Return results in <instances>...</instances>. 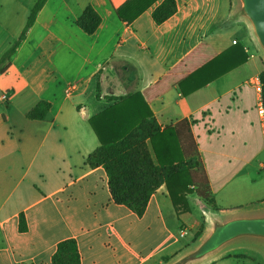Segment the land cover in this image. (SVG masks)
<instances>
[{
	"label": "crops",
	"instance_id": "1",
	"mask_svg": "<svg viewBox=\"0 0 264 264\" xmlns=\"http://www.w3.org/2000/svg\"><path fill=\"white\" fill-rule=\"evenodd\" d=\"M37 1L0 0V58ZM163 2L47 0L0 73V93L9 94L0 101V264H54L70 238L81 264H169L197 249L210 217H264V118L252 83L264 52L252 23L236 15L237 0H176L177 12L159 24ZM88 6L102 19L93 34L78 24ZM238 44L246 62L191 90L190 75ZM140 94L163 130L191 121L219 209L193 193L191 212L179 215L164 184L139 216L114 202L105 168L87 164L100 146L90 120ZM41 101L51 103L46 119H29ZM202 215L205 233L191 241ZM231 251L202 258L238 256Z\"/></svg>",
	"mask_w": 264,
	"mask_h": 264
},
{
	"label": "trees",
	"instance_id": "2",
	"mask_svg": "<svg viewBox=\"0 0 264 264\" xmlns=\"http://www.w3.org/2000/svg\"><path fill=\"white\" fill-rule=\"evenodd\" d=\"M46 1H37L21 36L0 58V73H4L10 66L13 54ZM117 12L124 19L121 11ZM176 12V0H164L153 16L156 22L161 24ZM101 21L94 8L88 6L78 24L88 34H93ZM247 59L248 54L244 46L236 45L217 60L190 75L187 80L197 82L191 90L206 85ZM260 79L261 99L264 104V71L260 74ZM181 88L188 93L184 82L181 83ZM139 98L137 101L134 96L117 98V103L90 120L100 140V146L87 157V164L92 168H105L114 202L126 205L142 216L153 194L166 184L179 215L191 212L188 196L193 193L215 209H219L212 194L191 121L182 120L163 130L141 94ZM50 108V102L41 101L28 112L27 117L45 120ZM202 225L196 232L195 239L202 235ZM21 230H27L23 214ZM53 263L81 264L78 242L73 238L61 241L53 255Z\"/></svg>",
	"mask_w": 264,
	"mask_h": 264
},
{
	"label": "water",
	"instance_id": "3",
	"mask_svg": "<svg viewBox=\"0 0 264 264\" xmlns=\"http://www.w3.org/2000/svg\"><path fill=\"white\" fill-rule=\"evenodd\" d=\"M243 12L252 22L256 36L264 48V0H242ZM243 235L264 237V217L237 218L219 224L212 234L191 253L187 260H195Z\"/></svg>",
	"mask_w": 264,
	"mask_h": 264
},
{
	"label": "rangeland",
	"instance_id": "4",
	"mask_svg": "<svg viewBox=\"0 0 264 264\" xmlns=\"http://www.w3.org/2000/svg\"><path fill=\"white\" fill-rule=\"evenodd\" d=\"M237 4H238V12L236 13L237 16H244V18H247L248 22H250V24L252 23L250 21V19L244 14L243 12V1L242 0H237ZM252 25V31L255 32L254 26ZM258 38V37H257ZM261 48L264 52V48L261 45ZM194 198L191 201V204L194 206ZM196 207V206H195ZM223 219L225 218V216H220ZM199 221L197 223V227H195V230L192 231V233L189 235V240L191 241H197L198 239H195L196 236V232L199 230V228H201V225L204 227L202 230V235L200 237L203 236V233H205V230L207 228V219L205 215L199 216ZM209 223L211 226L210 231L206 232V235H204V237H202V239L200 238V243L197 247V249L200 247V245L212 234V232L214 231L215 227L219 224H221L218 220L213 219V218H209ZM226 248L231 249V253L232 255L238 254V256L236 257H229V258H221V256L219 257L220 253H213V256H208L206 258H200V259H195V261L191 262L192 260H187V257L193 253L195 250L190 251L187 253V255L183 256L181 259H179L178 261H174L172 263L169 264H188L189 262H191V264H264V237H259V236H253V235H243V236H239L227 243H225L224 245H222L221 247H219L218 249H216L217 251L219 250H225Z\"/></svg>",
	"mask_w": 264,
	"mask_h": 264
},
{
	"label": "built area",
	"instance_id": "5",
	"mask_svg": "<svg viewBox=\"0 0 264 264\" xmlns=\"http://www.w3.org/2000/svg\"><path fill=\"white\" fill-rule=\"evenodd\" d=\"M236 42L237 41H235V43ZM252 81H253L252 83H255L262 91V82H261L260 76H258L256 79H254ZM8 100H9L8 92L0 93V101H8ZM258 112L264 118V104H263L262 99H261L259 106H258Z\"/></svg>",
	"mask_w": 264,
	"mask_h": 264
}]
</instances>
